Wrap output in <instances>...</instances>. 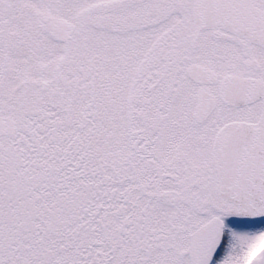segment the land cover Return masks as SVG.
<instances>
[{
	"label": "snow or ice",
	"instance_id": "obj_1",
	"mask_svg": "<svg viewBox=\"0 0 264 264\" xmlns=\"http://www.w3.org/2000/svg\"><path fill=\"white\" fill-rule=\"evenodd\" d=\"M0 264H264V0H0Z\"/></svg>",
	"mask_w": 264,
	"mask_h": 264
}]
</instances>
